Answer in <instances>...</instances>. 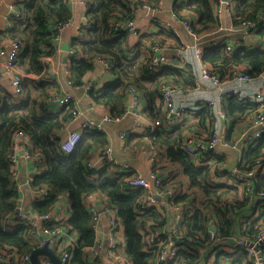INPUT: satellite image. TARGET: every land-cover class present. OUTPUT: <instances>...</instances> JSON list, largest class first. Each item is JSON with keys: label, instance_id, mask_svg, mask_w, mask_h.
<instances>
[{"label": "trees", "instance_id": "1", "mask_svg": "<svg viewBox=\"0 0 264 264\" xmlns=\"http://www.w3.org/2000/svg\"><path fill=\"white\" fill-rule=\"evenodd\" d=\"M158 1L146 2L152 4ZM85 2L88 20L71 45V81L75 85L84 82V78L95 69L96 59L104 58L113 64L110 70L117 79L100 90L92 88L89 94L93 101L107 108L109 114L120 115L127 109L128 88L135 85L148 101V114L161 118L157 103L161 87L166 83H180L182 77L179 68L163 67L160 71L151 68V46H161L166 40L156 34L142 36L141 44L144 42L148 47L142 54L129 59L126 51L129 31L120 29L117 24L134 20L135 9L131 0ZM180 6V14L189 12L195 16L191 20L194 33L206 34L220 26L212 0H187ZM19 8L22 16L14 20L7 31L0 32V48L6 38L19 41L22 51L18 56V67L24 74L36 78H24L21 96L14 97L9 92L0 96V246L9 247L20 255H30L38 247L26 241L28 227L9 231L2 224L7 214L15 212L19 205L20 190L11 155L14 135L22 130L29 140L30 156L42 162L41 171L32 176L29 185L35 191L44 189L47 192L44 199L39 198L33 203L34 210L44 214L63 198L70 202L71 215L63 226L78 235L75 244L69 247L72 253L70 264H101L96 258L90 260L91 250L97 244L93 215L85 203L90 195L104 196L107 205L116 210L124 228L125 257L132 264H159L161 246L159 243L148 244V236L150 228L162 227L169 222L171 210L167 211L168 203L159 201L146 213L139 214L137 208L146 190L130 188L128 181L135 175L134 171L120 170L111 162H106L98 171L89 169L88 164L94 154L108 147L104 131L86 130L72 152L62 149V134L73 118L74 104H66L57 112L51 109V101L59 92V87L57 82L48 78L46 59L53 57L57 51L59 27L72 17L69 0H23ZM175 12L180 16L178 11ZM232 17L236 27L247 21H256L258 26L249 30L253 37L264 40V0H236ZM202 61L222 79L230 77L234 69L244 70L252 79H257L264 74V45L252 47L241 41L227 51L222 40L216 46L206 45ZM224 103L227 118L238 128L242 125V129L261 106L239 97H227ZM205 107L201 111L200 126L207 125L213 118L214 112ZM163 123L164 120L156 130L150 132L149 129L147 134H129L127 146L131 151H155L154 171L170 169L169 172L175 174L171 184L163 180L160 189L165 193L171 189L175 191V196L168 198V202L187 206L179 222L181 238H176L182 252L171 264H203L209 257H213V264H252L246 247L235 245L233 240L242 238L252 242L256 239L264 227V199L251 201L239 192L238 187L218 182V168L224 167L221 156H199L198 162V158L189 156L182 148L183 129L168 132ZM262 156L264 134L245 155L244 167L241 166L238 171L251 170ZM210 158L213 163L207 164ZM181 176L188 180L186 190H182L184 182L180 181ZM177 188L182 192L177 194ZM262 189L264 177H259L254 182V192ZM228 244L233 245L231 250H224ZM261 253L264 256V244Z\"/></svg>", "mask_w": 264, "mask_h": 264}, {"label": "crops", "instance_id": "2", "mask_svg": "<svg viewBox=\"0 0 264 264\" xmlns=\"http://www.w3.org/2000/svg\"><path fill=\"white\" fill-rule=\"evenodd\" d=\"M132 1V0H131ZM147 1V0H146ZM187 1V0H185ZM72 10V17L68 24H66L59 32V38L57 42V51L53 57L46 59V66L48 72V78L57 82L59 87V92L56 95H63L66 93H71L73 96V104L76 105L78 109H81L83 116L80 120L70 123L66 126L63 131L62 138L63 140L68 136L72 131L78 130L80 128V121L87 118H100L104 114L109 113V110L102 105H99L93 101L89 92L93 88L95 90L102 89L106 84L114 82L117 77L116 75L100 61H95V69L89 73L85 78L84 82L81 84H74L70 79L69 74V63L72 55V40L80 35V29L83 25L87 23V3L85 0H69ZM19 0H0V32L7 31L8 27V17L15 18V9L16 6H19ZM152 3V2H151ZM156 11V16L163 21H168L172 24L171 29L161 30L159 27L153 26L151 23H148L143 20V11L135 10V32L129 31L128 43H127V55L130 59L134 55L142 54V51L148 47V44L142 43V36L156 34L157 37L164 38L166 41L162 44L161 53L165 56H174L177 54H183L186 57V63L183 65L177 66H165V67H174L181 70V81L177 83L180 87V90L175 94L174 100L175 103L182 104L186 108V114L179 120L174 119L172 121L164 120V127L168 132L177 130L178 128L183 129L184 131V140L195 136L196 134H206L209 132H215L219 135L225 137L227 144H220L218 146L219 156L223 160V171L229 173L232 170H239L245 164V155L249 152L252 147H255L256 144H246L244 141L239 139L240 133L244 130L242 125L237 126L233 125L232 120L229 118H223L219 114V110L224 109V104L215 103L213 118L207 125H199L202 120L200 115L204 108H206L203 102L208 103L210 101L217 100V90L213 86L212 82L209 80H200L201 76V65L203 62L195 54V46H203L211 44L213 40L220 41L228 38L231 43L237 44L240 41H243L248 46L264 45V40L262 38H255L251 34L249 29H242L241 27H236L233 25L232 15H225L220 20V26L202 35H194L188 32L182 22V18L186 17L190 20L195 19V16L189 12L179 11L180 4L173 3L172 0H159L158 2H153ZM182 7V6H180ZM178 11L179 15L177 18L173 17L172 13ZM10 42V38H6L3 42V45H6ZM63 44H69V51H66L63 48ZM34 75L25 74V79H35ZM72 82V84L70 83ZM234 82H229L228 87L232 86ZM149 86L148 83H146ZM140 91L142 96L141 103V116L133 117L129 116L126 119L114 123L106 124L104 132L108 137V147L102 151L98 150L93 159L90 161L91 164L95 165L99 169L103 167L106 162H111L115 168H120V170L134 171L135 174H141L146 178H150L152 173H155L154 159L156 157V152L153 150L142 149L137 151H131L127 146L128 136L131 133L134 134H147V131L150 129L152 124L157 121L156 118L151 117L148 112V101L145 99L143 92ZM11 76L9 71L4 67V64L0 62V96L4 95L5 92L11 93ZM260 95V97H258ZM239 99H248L249 101L260 103L261 106L257 113L264 112V74L250 81L247 85L239 88V94L233 96ZM229 98V97H228ZM130 95H127L126 104L128 105ZM157 103H159V117L158 119H164L166 110L162 102L161 96L158 98ZM62 106L57 101H53L50 106L53 112L60 111ZM141 108V106H140ZM126 132V137L121 138V134ZM228 138V139H227ZM228 140V141H227ZM18 162L15 167V176L19 184L20 190V200L19 208H22L29 219L34 220L38 213L34 210L33 203L41 198L44 199L45 194L47 193L44 189L40 191L33 190L29 183L36 173L41 171V167H38L35 163L33 157H28L22 151L18 154ZM170 169L164 171H156L157 175L162 177L167 184H171L175 174L169 172ZM240 171V170H239ZM264 177L263 175L258 176ZM180 181L184 182L182 184L183 189H188V180L186 177H180ZM229 184L233 183L230 179L227 180ZM179 188H177L178 190ZM178 190L177 194L182 192ZM239 192L242 191L239 189ZM92 205L96 206L100 215L98 229L96 230V252L95 255L93 249L91 250L90 260L95 258L101 262V264H112L110 258L107 255L108 251V231H109V212L110 210L103 207L107 205L106 198L101 195H92ZM168 203L167 211L171 212L168 223L177 222L178 218V207L181 205H186L181 203L180 205L173 204L167 200H163ZM109 207V206H108ZM256 209V208H255ZM53 212L60 218V223H64L69 219L71 215L70 202L68 199L63 198L57 202L56 206L53 208ZM16 211L10 214H7L6 217H15ZM5 217V218H6ZM2 221V224L5 220ZM183 218V217H182ZM180 218L178 223L181 221ZM28 231L25 233L26 241L31 244H36L41 246L44 244L45 234L37 227H29ZM64 227L61 241L65 246H73L75 241L78 239L76 232L69 230ZM3 228L14 231L17 229L14 224H9V226H4ZM213 228V227H212ZM233 243L237 245L236 241L233 240ZM233 245L228 244V250H231ZM121 248L123 249V254L125 252V236L121 241ZM58 257H60V252L58 248L52 249ZM94 254V255H93ZM125 256V254H124ZM48 260L45 257H41V261ZM49 261V260H48ZM213 257H209V260L206 264H213ZM51 263V262H50ZM52 264V263H51Z\"/></svg>", "mask_w": 264, "mask_h": 264}, {"label": "built area", "instance_id": "3", "mask_svg": "<svg viewBox=\"0 0 264 264\" xmlns=\"http://www.w3.org/2000/svg\"><path fill=\"white\" fill-rule=\"evenodd\" d=\"M23 0H19L22 2ZM175 4H181L185 2V0H172ZM214 4V12L215 15L221 20L223 16L229 14H234L236 0H212ZM133 8L136 11H143V20L151 23L153 26L163 28V29H171L172 24L168 21H163L159 17L156 16V11L154 6L144 0H132L131 1ZM15 18L8 17V27L11 28L14 24V20H17L22 16V11L19 6H16L15 9ZM173 17L177 18L176 12L172 13ZM183 25L185 29L194 34L191 20L189 18H182ZM68 24V22L66 23ZM62 25L59 27L60 30L66 25ZM117 26L120 29H125L128 31L135 32V21L130 20L128 22H119ZM258 26L256 21H247L245 22L241 28L242 29H250L256 28ZM59 35L57 37V40ZM224 43L226 44L227 51H231L234 47V43H231L230 39H224ZM238 42L237 44H240ZM212 45H218L219 42L213 40L211 42ZM205 47L203 46H195V54L202 61L203 53ZM22 51V45L17 40H11L8 44L2 46L0 48V62L4 64V67L9 71L11 76V94L14 97H19L23 93V80L25 78V74L18 67V56ZM73 53V52H71ZM150 53L152 56L151 60V68L153 71H160L165 66H177L183 65L186 63V57L183 54H177L171 57H167L161 53V47L158 44H154L150 48ZM97 61L102 62L107 69H111L113 64L101 57L96 59ZM203 62V61H202ZM261 77V76H260ZM200 80H209L212 82L213 86L217 90V100L210 101L208 103L203 102L204 105L208 106L210 111H215L214 106L215 103L224 104L227 97L237 96L239 94V88L247 85L253 79L244 71L239 69H234L231 72V76L225 79H222L217 73L212 72L205 63L201 65V76ZM229 82H234V84L228 87ZM72 84V82H70ZM180 90V87L175 83H166L161 87V99L164 104V108L166 110L164 119H157L152 126L150 127V132H153L158 128V126L162 125L163 120L172 121L174 119H181L186 114V108L182 104L175 103L174 97L175 94ZM128 94L130 95V99L127 105L126 111H124L120 115H111L109 113L104 114L100 118H87L80 121V128L78 130L72 131L68 134V136L62 141V149L63 151L70 153L74 150L77 143L81 140L83 133L86 130H96V131H104L106 124H114L126 119L129 116L140 117L141 114V99L142 96L140 91L137 89V86L131 85L128 88ZM260 97V95H258ZM57 101L61 105H66L73 102V96L71 93H66L63 95H55L51 102ZM219 114L226 118V112L221 109L219 110ZM83 116V112L81 109H78L76 105L73 107V118L70 123L76 122V120H80ZM264 134V112H259L255 116H253L247 123L246 128L240 133L239 139L244 141L246 144H256L258 140ZM126 132L121 134V138L126 137ZM14 145H13V153L11 155L12 166L15 168L18 162V154L22 151L28 157L29 153V140L26 137V134L22 130H18L14 135ZM220 144H227L225 137L219 135L218 133H213L210 135H201V136H191L184 140L182 148L189 155L194 158H198V162H200L199 156H213L219 155L218 146ZM35 160V163L38 167L42 166V162L40 160ZM213 159L210 158L207 164H212ZM90 170L98 171L99 168L89 162L88 164ZM218 175L216 180L218 182H227L228 179L231 180L234 186L238 187L242 193L250 199L251 201L255 198H263L264 199V189L260 190L258 193L254 192V182L258 176L264 174V156L260 157L256 161V165L249 171L239 172L238 170H232L229 173H225L223 168H218ZM163 183V178L158 176L157 173H152L150 178H146L141 174H135L132 176L128 184L132 190L145 189L146 194L139 202V206L137 208L139 214L146 213L149 209L153 208L158 204L159 201L167 200L168 198H172L175 196V191L172 189L168 192H164L160 189ZM92 195L87 196L85 199V203L87 209L93 215L94 227L95 230L98 229V223L100 219V215L96 206L92 205ZM103 207L110 210L109 212V231H108V251L107 255L110 258L112 264H132L123 254V249L121 248V241L124 236V228L122 223L120 222L117 212L114 209L108 207V205H104ZM178 218L175 223H167L165 226H153L150 228L149 236H148V244L159 243L161 246L160 254L158 257L159 264H171L173 263L182 252L181 246L177 243L176 238H181V234L179 232V223L178 220L183 217L187 210L186 205H181L178 207ZM60 218L53 212V209L44 214H38L37 217L32 220L29 219L26 215L25 211L22 208H17L15 217H6L3 224L4 226H9V224H14L15 227L21 228L29 227L39 228L46 236L44 243L48 245L49 248H58L60 252V260L61 264H70L72 260V253L69 250V246H65L61 241L62 234L64 231L63 224L60 223ZM213 227V226H212ZM211 235H214V231L212 230ZM237 245L244 246L248 250V255L253 261L252 264H264V256L259 255V251L255 248L256 245L261 246L264 244V227L261 229L260 233L257 235L254 241L244 240L242 238L235 240ZM252 244V246L249 245ZM228 245L224 246V250H228ZM95 255L96 247L93 249ZM94 255V254H93ZM43 264H51L50 261L44 260ZM207 262H203L206 264ZM0 264H31L30 255H20L17 251L5 247L0 246Z\"/></svg>", "mask_w": 264, "mask_h": 264}, {"label": "water", "instance_id": "4", "mask_svg": "<svg viewBox=\"0 0 264 264\" xmlns=\"http://www.w3.org/2000/svg\"><path fill=\"white\" fill-rule=\"evenodd\" d=\"M63 48L66 51H69V44H63ZM46 237V236H45ZM250 246L252 244L249 243ZM255 248L259 251V255L262 256L260 251V245H256ZM41 257L47 258L52 264H61L60 258L56 255V253L48 247L46 243L41 246L36 247L30 254L31 264H43L41 261Z\"/></svg>", "mask_w": 264, "mask_h": 264}, {"label": "rangeland", "instance_id": "5", "mask_svg": "<svg viewBox=\"0 0 264 264\" xmlns=\"http://www.w3.org/2000/svg\"><path fill=\"white\" fill-rule=\"evenodd\" d=\"M260 46H261V45H258V44L256 45V47H260ZM141 109H143V108H142V103H141Z\"/></svg>", "mask_w": 264, "mask_h": 264}]
</instances>
